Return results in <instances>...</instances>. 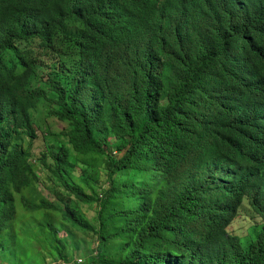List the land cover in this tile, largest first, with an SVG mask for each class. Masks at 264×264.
Masks as SVG:
<instances>
[{
    "label": "trees",
    "instance_id": "obj_1",
    "mask_svg": "<svg viewBox=\"0 0 264 264\" xmlns=\"http://www.w3.org/2000/svg\"><path fill=\"white\" fill-rule=\"evenodd\" d=\"M46 256L264 264V0H0V260Z\"/></svg>",
    "mask_w": 264,
    "mask_h": 264
},
{
    "label": "rangeland",
    "instance_id": "obj_2",
    "mask_svg": "<svg viewBox=\"0 0 264 264\" xmlns=\"http://www.w3.org/2000/svg\"><path fill=\"white\" fill-rule=\"evenodd\" d=\"M31 112V121L35 124V133L37 137L32 140L30 144V152L32 155H38L40 151H43L49 143H58V139H51L45 134L50 130L51 132L58 134L63 128L66 127V124L57 121L54 117H46L48 114V102L46 100H40L36 104L35 108ZM65 144H68L66 139H63L59 136ZM110 138V135H107ZM34 158V157H33ZM36 172L39 173L38 167H36ZM42 175V174H40ZM43 176V175H42ZM80 213H83L90 221L94 216V207L87 205L79 206ZM237 224L234 227H229V231L243 237L245 243H250L253 239H256L260 230L261 223L260 218L255 215L250 206L248 205L247 200L243 202L242 207L239 210V216L236 220ZM61 237L65 236L64 233L60 235ZM77 239L84 238L87 242L89 238L83 237V235H76ZM92 245V244H91ZM34 247L38 248L40 253H42V248H39L38 244H34ZM93 247V245H92ZM74 260L83 262V257L81 254L76 253L72 256ZM0 264H6L0 260ZM42 264H55L51 263L50 259L46 256L43 259ZM58 264V263H56Z\"/></svg>",
    "mask_w": 264,
    "mask_h": 264
}]
</instances>
